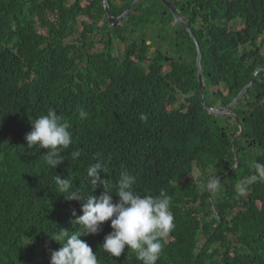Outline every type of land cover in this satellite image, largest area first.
Masks as SVG:
<instances>
[{
    "label": "trees",
    "instance_id": "16d2710c",
    "mask_svg": "<svg viewBox=\"0 0 264 264\" xmlns=\"http://www.w3.org/2000/svg\"><path fill=\"white\" fill-rule=\"evenodd\" d=\"M117 1L108 0L114 16L133 0ZM171 3L191 13L190 26L199 17L200 30L193 31L202 49L205 84L221 87L214 93L203 90L207 106L213 105L210 94L225 105L258 78L238 102L255 107L243 122L253 145L234 152L231 147L241 148L240 139L231 143L228 133L214 132L218 121L212 122L215 117L199 99L196 45L183 28L171 34L173 54L166 55L155 39L147 43L143 26H157L163 38L174 30L169 23L173 16L160 0H139L126 15L141 32L135 40L126 34L127 27L110 26L101 0H0V264H49L51 251L61 247L49 235L59 227L82 229L72 214H82L81 202L56 193L53 177H72L74 189L98 196L104 190L97 186L92 192L86 176L97 157L107 162L108 174L100 175L113 189L127 171L142 194L156 195L163 188L171 197L175 228L170 233L182 241L166 243L165 237L157 264H264V181L243 192L233 186L250 174L252 159L264 163V106L259 105L264 101V70L253 76L258 67L264 69V0ZM80 17V36L74 44L65 42L72 34L71 22ZM205 22H210L206 32ZM96 33L102 47L92 51ZM119 41L124 44L113 45ZM179 93L186 104L177 100ZM50 107L71 123L73 136L63 153L67 159L55 169L44 162L46 150L28 148L24 138L30 120ZM80 110L88 114L83 119ZM236 112L243 116L240 109ZM253 147L258 149L254 153L249 151ZM74 149L81 151L76 161L69 156ZM235 154L248 166L224 175L227 191L209 200L198 185L232 166ZM193 163L200 168L197 176ZM111 195L115 202L118 197ZM110 231V221H105L96 234L79 238L92 247L100 264H142L125 252L111 257L103 250ZM199 239L203 244L197 248ZM194 248H204L205 254L195 256Z\"/></svg>",
    "mask_w": 264,
    "mask_h": 264
},
{
    "label": "clouds",
    "instance_id": "9594fccd",
    "mask_svg": "<svg viewBox=\"0 0 264 264\" xmlns=\"http://www.w3.org/2000/svg\"><path fill=\"white\" fill-rule=\"evenodd\" d=\"M101 2L105 9V5L102 0ZM138 2L139 0L137 3ZM167 2L173 8L174 12L167 5L163 2L162 3L173 16V20L171 19L169 23L174 30L170 29L169 33L166 35L167 38H163L162 35L160 36L157 34V26H152V35L149 37L147 43L149 44L153 39H155L158 43H161V45L165 44V48L163 50L165 52L167 51L166 55L173 54L174 52L172 48H170L171 45H169L167 40H169L171 44L174 39L171 34H179L177 30H179V28H183L188 34V38H192L194 40L197 56L198 50L201 56L200 52L202 49L200 48L197 37L193 31V29L195 31L198 29L200 30L201 23L199 17L196 18L199 20V25L196 24L190 26V22L186 24L184 19L181 17L179 12L180 7H177L175 3H171V0H167ZM134 6L122 16L117 24L113 25L112 23L107 22L113 27H127L126 34L129 35V33H131L132 38L134 36L137 38L141 32H139V29L129 25L130 22L126 19V15L134 8ZM109 13L111 14L110 7ZM122 13L118 16L111 14V16L113 18H118L122 15ZM165 14L166 11H164V15ZM174 14H176L177 18H179L183 23L180 24L179 21L175 19ZM81 18L83 17H80L77 21L75 20L74 22H71V36L76 34L74 39L67 40L71 44H74L80 36L77 31L76 24H79L78 22ZM87 20L89 19L87 18ZM123 20L124 23L121 24V21ZM209 23L210 22L204 23L206 26L204 29L205 32L208 29V26H210ZM176 24L180 27H177ZM243 25L244 24H242V26ZM143 27L141 29L146 32L148 26L146 29H143ZM177 40L178 39H176V41ZM250 44L251 43L245 45L248 50L251 49ZM95 48H97V45H93L91 50L93 51ZM241 49L242 46L239 50L241 51ZM153 52L154 51H152L151 54H153ZM196 69V78L198 82V67ZM200 70L202 89L199 94V99L207 114L215 117V119H212V122L215 123L216 120L218 121V129H215L214 132L218 131L221 136H225V133H228V127L234 125L236 121L239 122V125L241 124L240 122H242L241 125L243 126L245 119L242 121L241 117L236 112L237 109H240L238 104L239 101H236V103L233 104L235 111L232 109L233 106L229 109H225V107L238 94L225 105H220V98L210 94L209 97L213 101V105L207 106L205 104L203 90H206L208 94L210 92L214 93L210 90L212 86L217 89L221 87L215 85H211L210 87L206 86L201 61ZM165 74L166 72L163 71V75ZM245 92L242 95V98H244ZM179 96H182L184 100L182 99L180 101ZM176 98L179 102H184L183 104H186L182 93H179ZM176 105L177 104H175V102H172L169 106L174 109ZM259 105L264 106V101L263 104L259 102ZM247 114L252 113L248 112ZM87 115L88 114L85 111H79L80 118L83 119ZM141 119L146 120L147 118L142 115ZM30 122L31 130L26 133L24 137L27 142V147L30 149L33 147L45 149L44 162L49 168L55 169L57 165H60L65 159H67L63 153L65 150L70 148V145L73 142L72 132L70 131L72 127L71 123L64 119L62 115L58 114L56 109L52 107L47 110L46 114H42L35 119L30 120ZM245 128L246 126H243V129ZM239 131H242V127L239 128ZM250 139L253 140L252 138ZM230 141L232 143L233 138H230ZM231 149L234 150V152L238 151L234 146L231 147ZM69 156L73 161H76L81 156V151L74 149L69 153ZM250 168V174L243 178V180H239L237 184L235 183V185H239L240 191H245L249 186L257 182L264 181V163H261L258 160H253ZM100 173L108 174V167L106 161L97 157L95 162L87 167L86 176L90 180L92 192L97 186L104 190L98 196L93 194L85 196L78 189H74L72 177L64 176L62 178L59 174L53 177L57 189L56 193L63 194L67 200H76L81 202L80 210L82 214L76 216L75 210H73L72 214L75 216V224L82 226V229L79 231H69L67 228L59 227L54 235H49L52 240L61 245L58 249L51 251L49 264H100L96 252H93L92 247L79 237L81 235L96 234L100 229V225L105 221H110V228L112 231L104 237V241L101 246L111 257H120L121 254L125 252L129 257L131 255L135 256L136 259L142 262V264H157V261L160 259L164 249L162 241L165 237L167 240L166 243L179 244L182 241L181 238H174L170 233L175 228L174 215L170 211L171 197L163 188L160 189L159 193L156 195L142 194L135 187L137 184L136 177L130 175L127 171L121 172L119 179L116 181V187L113 189L110 186L109 180L101 178ZM227 187L228 186L221 182L217 174H211L205 178L204 182L198 185L197 189L204 190L205 195H207L209 200H211L219 198L227 191ZM112 192H115V195L118 197L115 202L113 201V196L111 195ZM196 204L197 203H194V205ZM9 228L10 224H6L4 226V230L7 232L10 230ZM202 244L203 240L199 239L196 247L198 248ZM193 253L195 256L200 254L204 255V248H194Z\"/></svg>",
    "mask_w": 264,
    "mask_h": 264
},
{
    "label": "flooded vegetation",
    "instance_id": "af4514ba",
    "mask_svg": "<svg viewBox=\"0 0 264 264\" xmlns=\"http://www.w3.org/2000/svg\"><path fill=\"white\" fill-rule=\"evenodd\" d=\"M179 12H180L181 17L186 22V24H188L191 21L192 17H193L191 15V13L190 12L189 13H185L184 12V7L179 8ZM198 21L199 20L196 19V21H193L192 24L196 25L198 23ZM159 46L161 47V43H159ZM163 52L166 54L167 51L165 52L163 50ZM248 103L249 102H246V100H245L243 105H239L240 112L243 115V116H241V120L242 121L244 120V114L249 112L251 108H255V107H249ZM232 109H233V111H235L234 106L232 107ZM240 123L242 124V122H240ZM241 124L239 125V122L236 121L234 125L229 126L228 127V135L229 136H233V138H242L243 139V144L241 146V149H244L245 145H247L248 147L252 146L253 145V141L251 142L250 138L243 137L244 135L248 136L249 134H248L247 128L243 129V126ZM240 126L242 127V131H239V128H241ZM241 134H242V136H241ZM251 138H253V137H251ZM237 150H239V149L237 148ZM249 151H251V149Z\"/></svg>",
    "mask_w": 264,
    "mask_h": 264
},
{
    "label": "water",
    "instance_id": "95a60500",
    "mask_svg": "<svg viewBox=\"0 0 264 264\" xmlns=\"http://www.w3.org/2000/svg\"><path fill=\"white\" fill-rule=\"evenodd\" d=\"M103 1V4L105 5V10L108 12V22L109 23H112L113 25L117 24V22L122 18V16L127 13L136 3L138 0H134L131 5L122 13V15L118 18H113L111 16V14L109 13V3H108V0H102ZM165 5H167L172 11H173V8L169 5V3L167 2V0H161ZM174 12V11H173ZM175 15V19L177 21H179V23H183L179 18H177V15ZM192 34V32H191ZM134 39L136 38V36L133 37ZM200 61H201V56L199 54V50H198V56H197V59H196V64H197V67H198V82H199V87H200V91L202 89V81H201V75H200ZM264 70V69H262ZM256 78H254L252 81H250L247 85H245L241 90L240 92L238 93V95L225 107V109H229L233 106V104L236 103V101H239L241 98H242V95L244 94V92L249 88L251 87L255 82H256Z\"/></svg>",
    "mask_w": 264,
    "mask_h": 264
},
{
    "label": "rangeland",
    "instance_id": "374dc122",
    "mask_svg": "<svg viewBox=\"0 0 264 264\" xmlns=\"http://www.w3.org/2000/svg\"><path fill=\"white\" fill-rule=\"evenodd\" d=\"M68 1L71 2V1H73V0H68ZM121 1H122V0H118L117 2L120 3ZM157 8H158V9L160 8V5H159V4H158ZM124 20H125V19H124ZM124 20L121 21V24L124 23ZM42 30H43V29H40V31H42ZM152 31H153L152 26H149V27L147 28L146 32L143 33V36H145V37H150V36L152 35ZM75 36H76V34L73 35V36H70L68 39H65L64 41L66 42L67 40L74 39ZM95 37H96V45H97V49H96V50H99V49H101V47H102V42H101L102 37L100 36L99 33H96V34H95ZM112 39L115 40L116 37H112ZM167 41L169 42V45H170V41H169V40H167ZM117 44H124V43H123V42H120V41H119V43H117V42H113V45H117ZM164 45H165V44H164ZM122 46H123V45H122ZM167 47H168V45H167ZM122 50H123V48L120 49V53L122 52ZM120 53L118 54V51H116V50L113 51V54H114V55H120ZM149 56H150V54H149ZM262 69H263V68H261V67H258L257 69H255L254 72H253V76H257L259 71H263ZM256 79H258V78H256ZM218 89H219V88H218ZM216 90H217L216 87H212V88H211V91H212V92H216ZM224 92H225V91H224ZM182 99H183L182 96H179V100L181 101ZM183 100H184V99H183ZM248 134H249L248 136H247V135H244L243 137H245V138H251V134H250V133H248ZM241 136H242V134H241ZM239 139H240L241 143L243 144V139H242V138H238V140H239ZM236 150H237V148H236ZM257 150H258V149L255 148V147H253V148L251 149L252 152H255V151H257ZM252 161H253V159H252ZM192 171H193L194 174H196V176H197V174H199V172H200L199 168L196 166L195 163H193ZM208 172H211V170L208 169ZM247 176H248V175H247ZM176 184H177V182H176ZM236 184H237V183H236ZM238 186H239V185H238Z\"/></svg>",
    "mask_w": 264,
    "mask_h": 264
},
{
    "label": "bare ground",
    "instance_id": "6f19581e",
    "mask_svg": "<svg viewBox=\"0 0 264 264\" xmlns=\"http://www.w3.org/2000/svg\"><path fill=\"white\" fill-rule=\"evenodd\" d=\"M231 138H233V136H230ZM247 148H250V147H247ZM233 158H234V164L232 165V166H230L226 171H224V172H220L219 174H217V176L220 178V180H221V182L223 183V184H225L226 186H228V180H223V176L225 175V174H227L228 172H230V171H234V170H237L238 168H240V166L241 165H245V166H248V164H246L245 162H240L239 161V159H238V157H237V154H235L234 156H233ZM197 166V165H196ZM198 167V166H197ZM199 168V167H198ZM199 170H200V168H199ZM210 170V169H209ZM206 171L208 172V168L206 169ZM211 172H212V170H211ZM210 173V172H209ZM247 175H249V174H245V177L247 176ZM244 177V178H245ZM230 185H231V183H230ZM234 187L236 186V187H239L238 185H233ZM240 192H243V191H240ZM217 200L219 199V198H216ZM215 199H213V201H214ZM214 211H216V209L214 210Z\"/></svg>",
    "mask_w": 264,
    "mask_h": 264
}]
</instances>
